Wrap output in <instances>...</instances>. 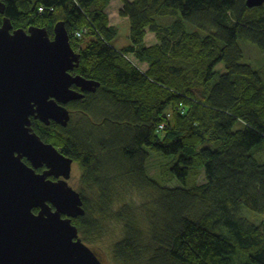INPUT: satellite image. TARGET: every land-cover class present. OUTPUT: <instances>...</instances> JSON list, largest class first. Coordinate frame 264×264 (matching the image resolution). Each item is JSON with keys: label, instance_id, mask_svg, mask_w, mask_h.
Segmentation results:
<instances>
[{"label": "trees", "instance_id": "1", "mask_svg": "<svg viewBox=\"0 0 264 264\" xmlns=\"http://www.w3.org/2000/svg\"><path fill=\"white\" fill-rule=\"evenodd\" d=\"M1 1L0 26L8 18L53 38L64 22L81 56L72 74L100 83L67 106L80 120L75 128L72 118L66 128L33 120L38 136L81 170L80 237L96 243L106 221L120 224L116 264H264V71L241 46L264 54V4L122 0L131 44L116 49L111 0ZM147 149L174 158L179 185L153 179Z\"/></svg>", "mask_w": 264, "mask_h": 264}, {"label": "water", "instance_id": "2", "mask_svg": "<svg viewBox=\"0 0 264 264\" xmlns=\"http://www.w3.org/2000/svg\"><path fill=\"white\" fill-rule=\"evenodd\" d=\"M263 4L246 1L250 9ZM80 57L64 22L53 38L46 28L15 29L8 18L0 26V264H105L73 224L86 215L69 184L74 161L33 128V120L66 128L67 106L97 92L99 82L72 74Z\"/></svg>", "mask_w": 264, "mask_h": 264}, {"label": "rangeland", "instance_id": "3", "mask_svg": "<svg viewBox=\"0 0 264 264\" xmlns=\"http://www.w3.org/2000/svg\"><path fill=\"white\" fill-rule=\"evenodd\" d=\"M123 8L122 0H111L109 6L106 9V13L109 16L110 25L114 26L118 29V36L112 42L113 47L116 49H121L127 47L131 44L130 41V24L126 18H123L120 15V11ZM167 22L166 19H160L159 24L165 25ZM157 42L155 34L151 33L147 30L146 36V45L153 46ZM245 58L247 63L251 64L255 68H259L264 71V54H262L257 48L252 46V44H246L242 42ZM130 60L138 65L137 61L133 56H130ZM246 62V61H244ZM147 66V67H146ZM143 69V66L141 67ZM146 68V69H145ZM257 68V69H258ZM148 65L144 66V70L147 71ZM71 111V110H70ZM76 113V112H75ZM75 113H72V128H75L79 123L80 120L76 117ZM148 150V149H147ZM150 159L148 162V167L150 165L149 174L155 176L153 178L156 180L161 186L163 187H176L177 184L180 183L175 178L171 177V167L174 164L173 157H167L162 154L155 153L153 151H149ZM200 183H203V178L200 179ZM69 184L77 191H81V170L77 164H73L72 166V177L69 181ZM134 195L133 197L130 196V201L133 203H141L142 199ZM252 212H244V216L247 217L253 224L259 225L261 223V218L255 217ZM114 221V220H113ZM104 234L102 235L101 239L96 243H87L85 240L83 242L90 247L103 261L105 264H116L110 257V251L113 247V244L119 241V238L122 233V227L117 222H108L104 223Z\"/></svg>", "mask_w": 264, "mask_h": 264}, {"label": "built area", "instance_id": "4", "mask_svg": "<svg viewBox=\"0 0 264 264\" xmlns=\"http://www.w3.org/2000/svg\"><path fill=\"white\" fill-rule=\"evenodd\" d=\"M77 37H81V33H77Z\"/></svg>", "mask_w": 264, "mask_h": 264}, {"label": "flooded vegetation", "instance_id": "5", "mask_svg": "<svg viewBox=\"0 0 264 264\" xmlns=\"http://www.w3.org/2000/svg\"><path fill=\"white\" fill-rule=\"evenodd\" d=\"M44 170H45V169L43 168V169L38 170V172H40V171L42 172V171H44Z\"/></svg>", "mask_w": 264, "mask_h": 264}, {"label": "crops", "instance_id": "6", "mask_svg": "<svg viewBox=\"0 0 264 264\" xmlns=\"http://www.w3.org/2000/svg\"><path fill=\"white\" fill-rule=\"evenodd\" d=\"M146 64H143V68H144V66H145ZM147 67V66H146ZM146 69V68H145Z\"/></svg>", "mask_w": 264, "mask_h": 264}]
</instances>
